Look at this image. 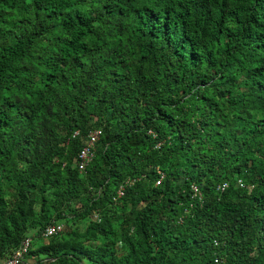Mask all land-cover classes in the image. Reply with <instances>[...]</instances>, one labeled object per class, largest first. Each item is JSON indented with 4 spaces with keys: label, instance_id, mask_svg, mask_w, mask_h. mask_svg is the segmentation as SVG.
<instances>
[{
    "label": "trees",
    "instance_id": "1",
    "mask_svg": "<svg viewBox=\"0 0 264 264\" xmlns=\"http://www.w3.org/2000/svg\"><path fill=\"white\" fill-rule=\"evenodd\" d=\"M26 236L19 264H264V0H0V259Z\"/></svg>",
    "mask_w": 264,
    "mask_h": 264
},
{
    "label": "built area",
    "instance_id": "2",
    "mask_svg": "<svg viewBox=\"0 0 264 264\" xmlns=\"http://www.w3.org/2000/svg\"><path fill=\"white\" fill-rule=\"evenodd\" d=\"M77 132L74 131L72 136ZM100 134V130L98 128H93L87 131L85 136L83 137V142L81 147L78 149L76 157H75V166L78 171H82L84 167L91 161L94 153L95 144L98 140ZM161 177V176H160ZM239 185L241 183L237 180ZM158 183V181H156ZM226 186L225 183H222L219 186V189H223ZM194 192H196V188L192 186ZM116 197L122 195V186H119L116 190ZM63 226L61 223L52 222L44 226L40 235L42 237H48L54 234H57L62 230ZM31 238L29 236L24 237L18 246L14 248L11 253L4 259H1L0 264H19L22 260V257L27 252V249L30 246ZM215 264L218 263V259H213Z\"/></svg>",
    "mask_w": 264,
    "mask_h": 264
},
{
    "label": "rangeland",
    "instance_id": "3",
    "mask_svg": "<svg viewBox=\"0 0 264 264\" xmlns=\"http://www.w3.org/2000/svg\"><path fill=\"white\" fill-rule=\"evenodd\" d=\"M178 182L180 183L181 179H179ZM129 183H131V181ZM155 184H157V183L155 182ZM235 184L239 185L237 180H236ZM36 207L37 206L35 205L34 208H36ZM80 208L81 207H80L79 201L77 199L76 200H72L67 206L63 207V215H65L66 217H70L72 215L73 211L80 210ZM89 218H95V216L94 215H89L87 217H83V218H81V219H79V220H77L75 222H72V223L66 222L63 219H60V220H55L54 219V221L56 223H61L62 226H63V230L67 231L68 233H70L73 230H75V231L83 230V228L86 226L87 221L89 220ZM45 240L46 239H44V238H39V239H37V241L32 246H34L37 242H42V241H45ZM25 259L29 263L33 262V260H34L31 257H29V256L25 257ZM83 264H89V263L87 261L83 260Z\"/></svg>",
    "mask_w": 264,
    "mask_h": 264
},
{
    "label": "crops",
    "instance_id": "4",
    "mask_svg": "<svg viewBox=\"0 0 264 264\" xmlns=\"http://www.w3.org/2000/svg\"><path fill=\"white\" fill-rule=\"evenodd\" d=\"M0 261H1V259H0Z\"/></svg>",
    "mask_w": 264,
    "mask_h": 264
}]
</instances>
